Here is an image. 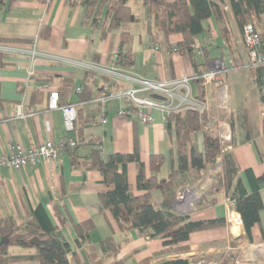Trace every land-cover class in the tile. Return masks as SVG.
Wrapping results in <instances>:
<instances>
[{"label": "crops", "instance_id": "1", "mask_svg": "<svg viewBox=\"0 0 264 264\" xmlns=\"http://www.w3.org/2000/svg\"><path fill=\"white\" fill-rule=\"evenodd\" d=\"M4 1L0 10V38L11 43L8 44L10 51L2 53L8 58L0 67V156L10 154L12 146L28 150L48 141L58 145L72 137L65 131L62 112L49 109V91L41 90L40 86L49 84L52 91L59 92L63 80L72 79L73 93L68 96L67 104L76 105V90L82 88L89 72L85 64L109 66L114 56L129 51L134 65L120 68L123 72L150 81H171L206 72V62L213 58H230L234 66H239L224 76L231 109L223 111L221 118L231 128L230 152L249 193L253 192L252 179L264 177V86H259L250 68L240 67L247 64L248 52L230 11L226 14L232 31L230 48L216 20L210 19L206 26L211 36L200 35L196 45L205 53L204 56L196 54V69L190 56L173 53L163 43L159 44V51H153L148 13L139 1L130 4L137 21L104 36L99 27L88 23L86 9L74 0ZM123 33L127 36L124 39ZM182 39V35H173L169 45L173 48ZM94 74L93 100L76 105L81 111L87 140L101 141L104 158L113 153H133L137 140L141 161L147 166L151 156H166L163 174L167 175L171 170L170 153L174 143L167 134L165 114L153 110L154 122L147 125L134 119L118 118L117 112L128 107L121 93L138 86L118 77ZM191 86L193 94L200 95L201 88L195 83ZM140 96L158 100L153 94L141 93ZM207 96L215 115L212 85L207 89ZM104 119L106 123H102ZM194 143L203 150L202 133L194 136ZM90 150V147L81 148L76 162L70 152H65L56 165L42 162L22 169L0 170V220L12 218L23 225L32 209L44 204L53 223L70 244V264L118 261L159 264L177 259L188 260L190 264H220L227 256L232 257L233 264H264V210L260 223L252 229L251 240L243 224L234 222L240 215L225 192L218 194L219 202L215 205L207 204L203 197L220 176L217 167L199 176L193 171L195 181L187 186L194 191L185 196V200L177 199L179 204L176 203L177 193L173 211L190 215L193 220L224 218L227 226L192 234L188 249L183 251L179 247L165 248L160 239H151L137 230L123 232L119 228L112 213L102 209L100 195L107 187L101 174L85 165ZM127 175L136 189L135 164L128 165ZM260 194L264 206V183ZM87 220L93 222L94 231L89 241L79 246L74 224ZM109 238L118 245V253H114V249L108 254L102 250L101 242ZM10 252L13 256L32 253L21 248H12Z\"/></svg>", "mask_w": 264, "mask_h": 264}, {"label": "trees", "instance_id": "2", "mask_svg": "<svg viewBox=\"0 0 264 264\" xmlns=\"http://www.w3.org/2000/svg\"><path fill=\"white\" fill-rule=\"evenodd\" d=\"M73 1V0H72ZM86 9L85 19L88 23L99 27L103 36L114 30L124 28L126 24L137 21L132 10V2H141L148 13V34L153 44H165L169 49V39L173 35H182L183 39L176 45L180 53L190 56L197 69L196 53L200 35L211 36L206 23L214 18L223 38L231 44L232 31L226 17L225 6L233 14L238 28L242 32L245 18L256 21L257 27L264 38V0H74ZM5 5L0 0V10ZM106 9V11H105ZM104 15V16H103ZM126 33L122 38H126ZM0 38V44H10ZM201 49V48H198ZM202 50V49H201ZM232 53L231 49H228ZM7 55L0 53V67L5 64ZM209 60L206 62L208 65ZM117 66L121 69L131 68L134 60L130 52L119 53ZM254 72L257 83L264 86V65L250 68ZM202 74V73H201ZM95 79L93 72H87L81 92L77 93V104L93 100ZM200 87L199 82H193ZM73 80H63L59 91L61 104H67L68 96L73 93ZM203 96V94H201ZM72 104V103H70ZM76 104V105H77ZM81 111L77 110V121L72 138L76 141L75 148L63 151L70 152L76 162L78 151L90 147V155L85 160L89 170L98 171L107 190L100 195L102 209L109 210L123 232L137 230L151 239H160L165 248L179 247L188 249L191 235L197 232L227 226L226 219L193 220L190 215H181L173 211L178 190L195 181L193 171L199 175L217 165L222 160L220 176L211 190L204 194L207 204L219 202L218 194L226 193L234 202V210L240 215L246 236L252 240V229L260 223V214L264 210L260 194V186L264 177L253 178V192L249 193L231 152L222 154L219 138L204 130L207 121L205 115L187 109L173 112L166 120L168 136L173 140L171 148V170L163 174L166 156L159 154L150 157L148 166L141 161L138 141L131 154L113 153L107 158L102 156V143L99 139L87 140L85 126L81 122ZM203 134V150L194 143V136ZM174 138V139H173ZM129 164L137 167L136 189L129 183L127 168ZM78 234V245L89 241L94 231L91 220L74 224ZM264 238V231H263ZM102 250L107 254L118 253V245L113 238L101 242ZM12 248L30 250L28 256H13ZM71 247L56 226L44 204L32 209L29 219L19 225L12 218L0 220V264H70ZM113 264H124L118 261ZM159 264H190L188 260L164 261ZM220 264H233L231 256L222 259Z\"/></svg>", "mask_w": 264, "mask_h": 264}, {"label": "built area", "instance_id": "3", "mask_svg": "<svg viewBox=\"0 0 264 264\" xmlns=\"http://www.w3.org/2000/svg\"><path fill=\"white\" fill-rule=\"evenodd\" d=\"M224 10L230 11L228 7ZM243 43L248 52V62L244 66L246 68L258 67L264 65V38L257 27L256 21L249 17L245 18V25L242 30ZM212 43V39L209 40ZM8 44H0V53H8ZM160 50L158 44H153V51ZM195 53L198 56H204L203 50L194 46ZM173 53H180V49L176 46L172 49ZM118 55L113 57V63L109 66L100 64H85L84 67L93 73H98L104 76H113L125 79L132 84L138 86L131 88L124 93H121L128 101V107L117 112L118 118L134 119L142 124H152L154 122L153 110H160L165 114V121L167 117L173 112H181L187 109L193 110L200 115L207 117L204 130L208 133L215 134L219 138L221 145V153L225 154L232 149V135L229 124L221 118L223 111H230V93L224 84V76L230 70H236L239 66H234L233 61L229 58H213L208 62V69L202 74L193 77L178 78L171 81H150L139 77L130 76L123 72L117 66ZM199 82L201 92L200 95L195 96L192 91L191 84ZM209 85L214 87L215 93V115L212 114V109L207 96V89ZM41 90L49 91L50 93V110H60L63 115L64 128L70 136L75 130L77 121V107L75 104L61 105L60 95L58 91H52L49 84L40 86ZM81 92V88L77 89ZM141 93L153 94L158 97V100L142 98ZM203 94V96L201 95ZM106 123V120H102ZM76 141L70 137L67 141H63L56 145L51 141L45 142L40 146L31 149H23L20 146H12L10 154L0 156V170L22 169L28 166H36L42 162H50L58 164V161L64 150L67 148H75ZM217 171L221 173L222 160L217 162ZM192 192L191 186L182 187L178 191L176 198L180 199L181 192ZM228 202H230L228 200ZM179 204V203H177ZM234 215V214H233ZM234 222L242 224L241 217H236ZM177 256V255H175Z\"/></svg>", "mask_w": 264, "mask_h": 264}, {"label": "bare ground", "instance_id": "4", "mask_svg": "<svg viewBox=\"0 0 264 264\" xmlns=\"http://www.w3.org/2000/svg\"><path fill=\"white\" fill-rule=\"evenodd\" d=\"M189 193H191V192H185V191L181 192L179 195L180 199L185 200V196H187Z\"/></svg>", "mask_w": 264, "mask_h": 264}, {"label": "rangeland", "instance_id": "5", "mask_svg": "<svg viewBox=\"0 0 264 264\" xmlns=\"http://www.w3.org/2000/svg\"><path fill=\"white\" fill-rule=\"evenodd\" d=\"M227 12H229V11H227ZM227 12H226V14H227ZM200 136V135H199ZM199 138V137H198ZM199 143V142H198ZM200 144V143H199ZM213 168H216V166L215 167H213ZM191 194V193H190ZM127 264H133V261H129Z\"/></svg>", "mask_w": 264, "mask_h": 264}, {"label": "water", "instance_id": "6", "mask_svg": "<svg viewBox=\"0 0 264 264\" xmlns=\"http://www.w3.org/2000/svg\"><path fill=\"white\" fill-rule=\"evenodd\" d=\"M181 215H183V214H181Z\"/></svg>", "mask_w": 264, "mask_h": 264}]
</instances>
